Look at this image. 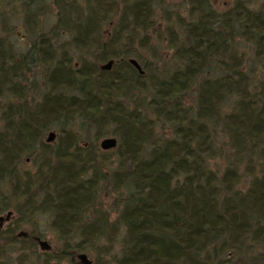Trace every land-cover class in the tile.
Segmentation results:
<instances>
[{"label":"trees","instance_id":"1","mask_svg":"<svg viewBox=\"0 0 264 264\" xmlns=\"http://www.w3.org/2000/svg\"><path fill=\"white\" fill-rule=\"evenodd\" d=\"M12 1L34 38L16 61L0 16V98L12 99L0 121V191L29 199L38 189L69 252L104 241L106 264H264V84L238 47L252 43L264 67V0H183L187 18L177 9L159 26L165 0ZM50 14L51 27L35 31ZM153 41L173 51L168 63L142 61ZM104 137L117 147L99 149ZM34 148L37 173L26 178L18 167ZM220 156L233 162L215 170ZM101 185L119 195L115 218Z\"/></svg>","mask_w":264,"mask_h":264},{"label":"rangeland","instance_id":"2","mask_svg":"<svg viewBox=\"0 0 264 264\" xmlns=\"http://www.w3.org/2000/svg\"><path fill=\"white\" fill-rule=\"evenodd\" d=\"M51 1L46 0L48 4L47 7L51 9ZM183 0H165L164 6H156L154 22L159 26L163 23V20L166 17H171L175 14L178 9L181 17L187 18L188 16V5L181 4ZM214 1L216 5H221L222 3L229 4L230 0H211ZM255 1V0H250ZM261 0H256V3L259 4ZM21 1H12L8 0L0 3V16H4L7 19V26L4 28V37L7 38V42L10 45L11 52L14 53L16 61H19L21 56H23L31 45V40L34 38V35L30 34L27 26L24 24L25 12L22 10ZM164 9V11H162ZM2 17H0L1 20ZM173 19V18H172ZM39 23H43L40 27L42 31H47L51 25L54 23L51 18V14L47 17L40 16L38 23L34 24V29L37 31ZM30 23L28 25H32ZM37 27V28H36ZM104 30H108L105 27ZM153 49L151 53H147L145 50L140 51V56L142 61H151L153 59L161 58L166 63L172 59V50L165 48V44L158 41H153ZM239 50L244 53V71L253 79L255 85L259 87L261 84H264V67L261 62L256 58L255 47L252 43H246L244 41L239 42ZM75 54L76 65L79 60L78 54ZM73 54V55H74ZM81 57L85 58L86 55L83 52ZM135 59V58H134ZM264 59V54H263ZM104 64V63H103ZM106 64V63H105ZM104 64V65H105ZM35 74H32L30 77L32 82L35 84L34 89L31 93L36 101L39 100V97L43 91L39 87L41 77L40 70L37 68L33 69ZM28 87V85H27ZM255 87V86H254ZM40 88V90H39ZM252 91L255 89L250 87ZM30 93V94H31ZM196 91L192 89L186 97V104L192 105L193 99L195 97ZM31 97V95H30ZM12 100L11 98L4 96L0 98V121L2 120L3 106ZM57 136L55 130H51ZM49 133V132H48ZM47 133V135H48ZM43 139V142L46 143V138ZM56 138V137H55ZM106 138V137H104ZM97 140V146L102 139ZM109 138V137H107ZM225 139V138H223ZM222 141H220L221 143ZM37 150L34 148L33 151L24 153V156L21 157L22 161L18 167V174L24 175V177H31L37 173V165L35 164L34 156ZM232 158L223 156V159L216 157L213 159L214 169L222 170L223 166L231 163ZM242 174L245 171L244 163L240 165ZM29 173V174H28ZM100 197L103 196V209L107 212L112 213V218H115L116 207L115 200L118 198V194L111 189V187H105L104 185L100 186ZM11 189L7 184L4 186V189L0 191V217H5L8 212H11V217L8 221H4L2 227L0 228V264H84L79 258L81 255H84L88 260L89 264H106L108 256L104 254V250L108 247L107 243L104 241H97V246H88L80 252L70 253L71 246L63 244V241L59 239L57 233L51 228L52 215L49 212H43L45 209L41 202V192L38 189H34L30 194L29 199L21 198L20 196L14 198L11 195ZM24 199V200H23ZM9 203V206L6 207V204ZM32 206L33 208H30ZM33 209V210H31ZM13 234L16 237L14 243L4 240L5 236ZM22 236V237H21ZM24 237V238H23ZM38 239V240H37ZM35 241H45L48 244V248L42 250L38 245V242ZM76 241H74L75 245ZM119 244L117 243L113 251L118 250ZM61 252V254H59ZM56 253L61 255L60 260L54 259ZM45 262V260H49Z\"/></svg>","mask_w":264,"mask_h":264},{"label":"water","instance_id":"3","mask_svg":"<svg viewBox=\"0 0 264 264\" xmlns=\"http://www.w3.org/2000/svg\"><path fill=\"white\" fill-rule=\"evenodd\" d=\"M129 63L135 69H137V71L140 74L144 73L142 71L139 63L135 59H130ZM112 65H113V61H108L105 65H102L101 68L103 70L109 71L111 69ZM55 137H56V134L54 132H49L47 135V138H46V142L47 143L53 142L55 140ZM99 147L102 151H109V150L115 149L117 147V141L115 138H112V137L104 138L101 140ZM11 214H12L11 212H8L5 217H0V222L8 221L11 217ZM40 247L42 250H45L48 248V244L45 241H41ZM79 258L82 260V262H84V264H89L88 260L86 259V257L84 255H81Z\"/></svg>","mask_w":264,"mask_h":264},{"label":"flooded vegetation","instance_id":"4","mask_svg":"<svg viewBox=\"0 0 264 264\" xmlns=\"http://www.w3.org/2000/svg\"><path fill=\"white\" fill-rule=\"evenodd\" d=\"M4 222V221H3ZM3 222H0V228L2 227V225H3ZM38 242V245L40 246V242L41 241H37Z\"/></svg>","mask_w":264,"mask_h":264}]
</instances>
